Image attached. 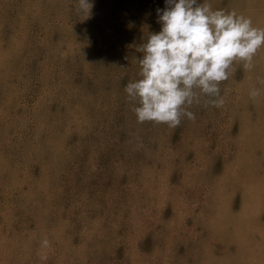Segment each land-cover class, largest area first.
Wrapping results in <instances>:
<instances>
[{
  "label": "rangeland",
  "instance_id": "374dc122",
  "mask_svg": "<svg viewBox=\"0 0 264 264\" xmlns=\"http://www.w3.org/2000/svg\"><path fill=\"white\" fill-rule=\"evenodd\" d=\"M209 2L264 27V0ZM90 3L0 0V264H264V49L222 107L138 123L165 0Z\"/></svg>",
  "mask_w": 264,
  "mask_h": 264
},
{
  "label": "clouds",
  "instance_id": "9594fccd",
  "mask_svg": "<svg viewBox=\"0 0 264 264\" xmlns=\"http://www.w3.org/2000/svg\"><path fill=\"white\" fill-rule=\"evenodd\" d=\"M77 3L88 17L90 0ZM165 5L157 9L160 30L139 48L140 78L129 81L124 91L138 123L175 128L182 117L195 119L189 108L202 97L214 107L224 105L221 82L229 79L235 62L245 70L255 66L264 49V27L235 10L214 9L209 0H165ZM260 95L258 88L249 90L253 99Z\"/></svg>",
  "mask_w": 264,
  "mask_h": 264
}]
</instances>
